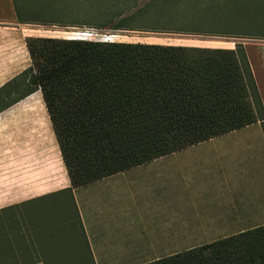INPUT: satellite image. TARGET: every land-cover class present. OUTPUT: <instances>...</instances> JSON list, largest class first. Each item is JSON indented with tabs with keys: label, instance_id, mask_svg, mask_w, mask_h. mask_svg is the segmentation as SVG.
I'll return each mask as SVG.
<instances>
[{
	"label": "trees",
	"instance_id": "1",
	"mask_svg": "<svg viewBox=\"0 0 264 264\" xmlns=\"http://www.w3.org/2000/svg\"><path fill=\"white\" fill-rule=\"evenodd\" d=\"M141 1L14 5L21 25L70 28L82 17L83 27L113 33H264L261 0ZM25 44L30 66L0 88V114L41 93L73 189L255 124L264 136V107L241 44L231 50L33 37ZM145 264H264V226Z\"/></svg>",
	"mask_w": 264,
	"mask_h": 264
},
{
	"label": "crops",
	"instance_id": "2",
	"mask_svg": "<svg viewBox=\"0 0 264 264\" xmlns=\"http://www.w3.org/2000/svg\"><path fill=\"white\" fill-rule=\"evenodd\" d=\"M25 27L14 0H0V88L30 66ZM257 126L231 150L203 147L216 138L73 189L42 95L32 94L0 114V264H139L263 227Z\"/></svg>",
	"mask_w": 264,
	"mask_h": 264
},
{
	"label": "rangeland",
	"instance_id": "3",
	"mask_svg": "<svg viewBox=\"0 0 264 264\" xmlns=\"http://www.w3.org/2000/svg\"><path fill=\"white\" fill-rule=\"evenodd\" d=\"M17 2L19 0H16ZM99 0H81L82 4H87L88 8H93L91 4L97 3ZM146 0H142L140 5ZM32 3V2H31ZM42 2L41 4H43ZM27 7L31 6L27 1ZM36 5V4H32ZM61 5V4H60ZM259 7L258 10H264V0L261 3L256 4ZM35 11V10H34ZM76 15H81L77 13ZM264 15V13H260ZM256 16V15H252ZM75 27L61 28L58 26L45 27L36 25H24L26 26L25 34L28 37L33 38H54V39H77V40H92V41H104V42H116V43H140V44H154L164 46H185V47H198V48H221V49H235L237 44H241L245 50L247 60L249 62L251 71L254 76L255 84L264 107V33L263 36H251L249 38H204L194 36L172 35L163 33L152 32H138V31H123V32H111L109 30L97 31L90 28L83 27L82 17L75 18ZM264 28V25H262ZM262 35V34H261ZM255 136L258 134V126H255L249 130H241L236 136H226L225 138H219L216 142L203 145V147L218 146L225 149H233L236 145L230 147L235 141V138H242L244 134ZM244 137V136H243ZM237 147V146H236ZM199 156H208V153L194 152ZM220 152L218 154H221ZM214 154V153H213ZM157 165H151L144 168V172H157L159 171ZM247 230V229H245ZM204 244L189 245L190 247H198ZM185 245H182V250L185 249ZM153 260H144L139 264L152 262ZM67 264H70L69 262Z\"/></svg>",
	"mask_w": 264,
	"mask_h": 264
}]
</instances>
